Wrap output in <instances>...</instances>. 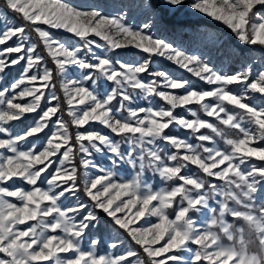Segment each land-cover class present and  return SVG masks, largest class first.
I'll list each match as a JSON object with an SVG mask.
<instances>
[{"label":"snow or ice","instance_id":"6c2138e0","mask_svg":"<svg viewBox=\"0 0 264 264\" xmlns=\"http://www.w3.org/2000/svg\"><path fill=\"white\" fill-rule=\"evenodd\" d=\"M4 4L0 264H264V163L252 162H264V104L253 103L264 97V54L227 48L217 62L156 35L167 31L162 9L187 8L264 49V0H138L114 2V11L73 0ZM8 12L23 22L10 23ZM135 12L143 19L133 24ZM196 35L223 43L213 32ZM159 58L210 87L170 75ZM215 137H228V147ZM129 164L135 175L121 178ZM148 172L165 186L153 187Z\"/></svg>","mask_w":264,"mask_h":264},{"label":"rangeland","instance_id":"374dc122","mask_svg":"<svg viewBox=\"0 0 264 264\" xmlns=\"http://www.w3.org/2000/svg\"><path fill=\"white\" fill-rule=\"evenodd\" d=\"M73 2L75 4H77L78 6H81L83 8H87L89 5H93V4H104L105 7L109 11H114V9L111 7L112 3H114V2L117 4L123 5V4L135 3V2H138V0H73ZM126 11H127V9H126ZM4 12H7V9H6V6L4 4V0H0V14H3ZM7 14H8L10 23H15L18 25V24L23 22L21 20V18L19 16H17L15 13L8 12ZM162 14L166 15L168 18L171 16H176V17L180 18L181 16L184 15V16H188V17H204V18L213 20V19L207 17L206 15L193 13L191 10H189L187 8L182 10L179 15H173V13L171 11H168L167 9L161 10L160 15H162ZM141 19H143V17L140 15V13L135 12L134 15L129 18V22L135 24V23H138L139 20H141ZM162 20H163V24H164L165 28L167 29L168 25L164 22L163 18H162ZM214 22H216L217 25L223 26V28L231 31L222 22H217V21H214ZM207 30L209 32L216 33L222 39L223 43L219 47H217L216 44H214V43L208 42L206 40H202L200 37H198L196 35L197 32L206 33V32H208ZM222 30L215 31L214 29H210V28L205 29V27L203 25H199L197 29H193V28L191 29L190 26L186 25V26L182 27L181 29H180V27H178V29L174 32H168V29H167L166 32L157 33L156 35L159 38H162L164 35H167L170 40L176 39L179 43H183L186 50L193 52V53H197V54H199L200 52H204L207 55V57H210L214 61L219 62L222 59L221 52L227 48H235L236 49V46L234 43L236 41H238L236 37L234 39L228 37L227 36L228 34H226ZM177 31H181L182 35L180 37H177L175 35V33H177ZM54 34L57 35L58 37H60L61 39L70 41L71 43H77L78 42V38H76L71 33L65 32L64 30H54ZM31 39H32V42L38 44L39 50L42 52L43 55H45L47 57V52L45 49H43V45H42V42L39 40V37L35 33H32ZM97 39H99V38H97ZM9 43H11V42H9ZM0 47H2V46H0ZM127 58L129 60H133L134 56L129 55ZM49 62H50V58H49ZM50 64H51V62H50ZM257 66H258V64H257ZM22 67H23V63L21 65H18V66H13L9 71L8 80L4 81V83L7 84V83L11 82L12 79L18 78L20 73H21ZM157 67L164 68L165 70H167L169 72L170 75H173L177 78L183 77L185 79H188V80L192 81L193 84H195L197 87H210V86L205 85L203 82L199 81V79L194 77L191 73H188L186 70L180 69L178 66L174 65L173 63L167 62L163 58H159L157 60ZM56 83H57V91L61 92V94H62V90L60 89V78L59 77H57ZM178 91L182 92V90H178ZM137 102L141 106H149L150 105V101H145L143 99H140L139 97L137 98ZM161 103H163V102L160 101L158 98H153L152 106H159V104H161ZM253 103L257 104V105L264 104V97L257 95L256 99L253 101ZM190 107L198 108V106H195V105L190 106ZM229 107L231 109V106H229ZM232 110H235V109H232ZM177 112H179L181 114H186L183 109H178ZM201 115H202V118H205L204 114L201 113ZM64 118L70 119L66 114H65ZM208 119H210V120H212V122L216 123L214 121V118H208ZM30 121H31V116H30V119L28 122H30ZM28 122H26V123H28ZM223 127H225L226 132H228L227 126H223ZM92 128L97 129V130H104L103 126H101L99 123H93ZM73 131H74V128H73ZM177 132L180 133L182 138L185 136V133L182 132L181 130L177 129ZM228 137L235 138V132H228ZM228 137H226V138H228ZM115 138L119 139L118 136ZM187 138L189 140L193 139L190 135H188ZM226 138L215 137V139L217 141L216 146H219L221 148H227L228 146L225 144ZM196 142H198V141H196ZM209 146H211V145H209ZM253 146H255V145H253ZM260 146H264V141L260 142ZM122 147L128 148L129 146L125 144V145H122ZM252 162H254L258 165L264 163V162H260V161L256 160L255 158H253ZM191 167L193 169L195 168V166H191ZM136 170L137 169H133L130 164L125 165V166L121 167V169H120V176H121V178H124V179H130L133 175H135ZM90 175H91V173H90ZM146 179L148 180L149 183H151L153 185V187L158 188V187H164L165 186L163 181H161L157 176L153 175L151 172H148L146 174ZM8 183H9V185L11 184V182H8ZM17 183H19V182H17ZM80 183L82 186L83 185L82 172H81V177H80ZM41 186L43 187V185H41ZM133 211H135V210H133ZM149 222L155 223L156 220H155V218H151ZM29 223L30 224L35 223V221L29 222ZM137 224L139 226H144L145 220L137 221ZM225 242L227 243L226 240H225ZM84 247L87 250V244H85ZM98 252L100 254H103L104 249L100 248V249H98ZM61 255H65V254H61ZM67 255H71V254H67ZM0 258H4L3 254H0ZM46 264H53V262L49 261V262H46ZM204 264H207V262H204Z\"/></svg>","mask_w":264,"mask_h":264},{"label":"trees","instance_id":"16d2710c","mask_svg":"<svg viewBox=\"0 0 264 264\" xmlns=\"http://www.w3.org/2000/svg\"><path fill=\"white\" fill-rule=\"evenodd\" d=\"M163 10V9H162ZM161 17L164 19V22L168 25L167 29L168 32H174L180 27V29L184 26H190L191 29H197L199 25H203L205 29H214L215 31H224L227 36L230 38H235L233 33L229 31L228 29L223 28V26L217 25L216 22L213 20L204 18V17H188V16H181L180 18L176 16L167 17L166 15H161ZM208 31V30H207ZM209 32V31H208ZM237 51H241L245 53L248 56L251 57H260L262 54H264V49L260 48L259 46H244L241 45L239 41H236L235 43Z\"/></svg>","mask_w":264,"mask_h":264}]
</instances>
